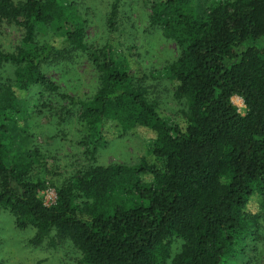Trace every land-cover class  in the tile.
I'll use <instances>...</instances> for the list:
<instances>
[{
  "label": "trees",
  "instance_id": "1",
  "mask_svg": "<svg viewBox=\"0 0 264 264\" xmlns=\"http://www.w3.org/2000/svg\"><path fill=\"white\" fill-rule=\"evenodd\" d=\"M124 1H112L110 37L98 48L67 0H0V22L23 32L14 51L0 48V215L34 229L33 248L71 244L79 264H239L264 228V0H153L150 25L179 53L167 69L183 106L175 117L116 49ZM51 25L59 34L41 38ZM81 57L99 84L87 98L49 76ZM32 113L57 127L76 117L93 163L101 146L129 134H144L151 150L137 165L92 164L56 184L46 154L25 148Z\"/></svg>",
  "mask_w": 264,
  "mask_h": 264
},
{
  "label": "rangeland",
  "instance_id": "2",
  "mask_svg": "<svg viewBox=\"0 0 264 264\" xmlns=\"http://www.w3.org/2000/svg\"><path fill=\"white\" fill-rule=\"evenodd\" d=\"M73 3L85 20V37L90 46L102 48L109 40L108 17L113 0H67ZM211 4L218 0H202ZM153 0H125L118 14V27L115 37L116 49L128 59L133 68L148 78L152 98L160 105L165 114L175 117L183 106L173 97L168 66L178 56L176 45L150 25ZM41 38H51L59 34L56 25L41 27ZM58 32V33H57ZM23 32L13 24L0 22V48L14 51L22 45ZM49 76L66 93L79 98H87L98 89V80L94 68L86 57L75 62H62L50 70ZM37 98L29 100L30 105ZM234 105L245 113L241 98H233ZM28 144L25 148H38L48 158V178L60 184L71 178L76 172L92 164L108 166L113 164L137 165L151 150V142L142 133L129 134L120 139L109 140L96 156L95 162L88 160L85 149L79 144L82 137L80 124L76 117L68 119L57 127L47 115L32 113L27 122ZM45 202L51 206L56 201L55 188L49 186L44 192ZM35 234L34 229L20 230L9 212L0 215V264H79L80 254L74 247L57 240L55 246L45 243L33 248L29 240ZM261 240L255 249L249 251L239 264H264V228L260 232ZM259 234V235H260ZM234 264V263H229Z\"/></svg>",
  "mask_w": 264,
  "mask_h": 264
}]
</instances>
